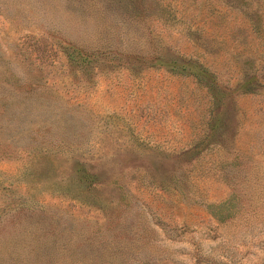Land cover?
<instances>
[{"label": "rangeland", "instance_id": "rangeland-1", "mask_svg": "<svg viewBox=\"0 0 264 264\" xmlns=\"http://www.w3.org/2000/svg\"><path fill=\"white\" fill-rule=\"evenodd\" d=\"M0 264H264V0H0Z\"/></svg>", "mask_w": 264, "mask_h": 264}, {"label": "trees", "instance_id": "trees-1", "mask_svg": "<svg viewBox=\"0 0 264 264\" xmlns=\"http://www.w3.org/2000/svg\"><path fill=\"white\" fill-rule=\"evenodd\" d=\"M82 174H83V172H82ZM84 176H85L86 178H90V175L87 174V173H84Z\"/></svg>", "mask_w": 264, "mask_h": 264}]
</instances>
